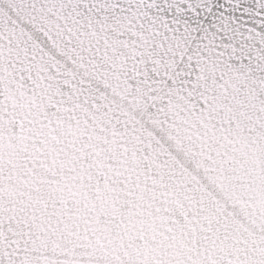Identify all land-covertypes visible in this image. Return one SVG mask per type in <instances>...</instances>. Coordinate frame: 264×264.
I'll list each match as a JSON object with an SVG mask.
<instances>
[{
  "label": "snow or ice",
  "instance_id": "6c2138e0",
  "mask_svg": "<svg viewBox=\"0 0 264 264\" xmlns=\"http://www.w3.org/2000/svg\"><path fill=\"white\" fill-rule=\"evenodd\" d=\"M0 264H264V0H0Z\"/></svg>",
  "mask_w": 264,
  "mask_h": 264
}]
</instances>
